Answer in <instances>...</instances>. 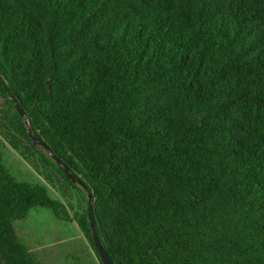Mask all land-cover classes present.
<instances>
[{"label": "trees", "instance_id": "16d2710c", "mask_svg": "<svg viewBox=\"0 0 264 264\" xmlns=\"http://www.w3.org/2000/svg\"><path fill=\"white\" fill-rule=\"evenodd\" d=\"M15 103L112 264H264V0H0V264H41L14 228L38 207L102 264Z\"/></svg>", "mask_w": 264, "mask_h": 264}, {"label": "rangeland", "instance_id": "374dc122", "mask_svg": "<svg viewBox=\"0 0 264 264\" xmlns=\"http://www.w3.org/2000/svg\"><path fill=\"white\" fill-rule=\"evenodd\" d=\"M2 151L4 161L16 179L43 184L47 186L52 198L62 200L61 194L46 184L10 146L2 145ZM76 198L77 196L73 195L70 202L75 204ZM68 209L73 217L74 211ZM14 228L19 240L31 250L41 264H99L89 240L77 223L58 219L50 209H32L26 219L14 222Z\"/></svg>", "mask_w": 264, "mask_h": 264}, {"label": "water", "instance_id": "95a60500", "mask_svg": "<svg viewBox=\"0 0 264 264\" xmlns=\"http://www.w3.org/2000/svg\"><path fill=\"white\" fill-rule=\"evenodd\" d=\"M0 107H1V104H0ZM15 108L18 111V113L20 114V116L22 117L25 126L27 127L28 133L30 135L31 142L34 145H36V146L42 147L44 149L45 153L62 169V171L70 178V180L74 184L80 186L85 191V193L87 194V197H88V217H89V221H90V226H91V231H92V239H93L94 246H95V248H96V250H97V252L99 254V257H100V260H101L102 264H112L108 254L106 253L105 249L103 248V246L101 244V241H100V239L98 237V234H97V230H96V226H95V220H94V216H93V207H92V196H91V194L85 188L83 183L77 177L72 175L68 171V169L66 167H64L61 164V162L53 156L51 150L47 147V145L45 143H43L40 139H38L33 134L32 130L30 128L29 122H28V120L25 117L24 112L21 111L18 108V105L16 103H15Z\"/></svg>", "mask_w": 264, "mask_h": 264}]
</instances>
